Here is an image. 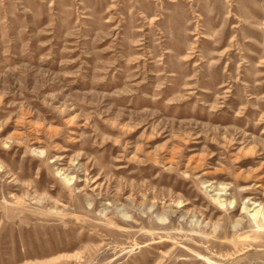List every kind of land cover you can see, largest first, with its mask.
Masks as SVG:
<instances>
[{"label":"rangeland","instance_id":"1","mask_svg":"<svg viewBox=\"0 0 264 264\" xmlns=\"http://www.w3.org/2000/svg\"><path fill=\"white\" fill-rule=\"evenodd\" d=\"M256 211L264 0H0V264H264Z\"/></svg>","mask_w":264,"mask_h":264},{"label":"bare ground","instance_id":"2","mask_svg":"<svg viewBox=\"0 0 264 264\" xmlns=\"http://www.w3.org/2000/svg\"><path fill=\"white\" fill-rule=\"evenodd\" d=\"M254 220H255V222L257 223V219L260 217L261 218V220H262V225L264 224V214H262L261 212H259V211H256L255 213H254ZM259 225V226H258ZM260 225L261 224H257V227H259L260 228ZM261 225V226H262Z\"/></svg>","mask_w":264,"mask_h":264}]
</instances>
